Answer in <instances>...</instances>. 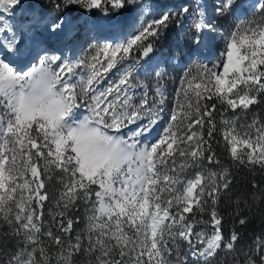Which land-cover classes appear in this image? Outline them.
<instances>
[{"label":"snow or ice","instance_id":"1","mask_svg":"<svg viewBox=\"0 0 264 264\" xmlns=\"http://www.w3.org/2000/svg\"><path fill=\"white\" fill-rule=\"evenodd\" d=\"M4 14L0 264H264V219L241 248L223 211L264 218V182L234 183L264 175V0H0ZM219 17L238 22L223 34ZM176 30L189 67L168 101Z\"/></svg>","mask_w":264,"mask_h":264},{"label":"rangeland","instance_id":"2","mask_svg":"<svg viewBox=\"0 0 264 264\" xmlns=\"http://www.w3.org/2000/svg\"><path fill=\"white\" fill-rule=\"evenodd\" d=\"M30 1H32V0H28L29 3H30ZM165 2H167L169 4H176V5L181 3L180 0H165ZM25 14H18L17 19H19L20 15H25ZM68 15L73 17V18L75 17V23L76 24H79V25L85 24V20H84V17L82 15L79 16L78 18H77V15L75 13H69ZM0 18L6 19V18H8V15L6 17L3 16ZM98 22H99V19H98ZM237 22L238 21L235 18L219 17V19L217 20V23L216 22L215 23L217 24L218 27H220L221 32L223 34H226L228 32V30ZM91 26H92L91 24H88L89 28ZM84 35H85V37H87V31L84 32ZM83 43L84 42L81 41V45H83ZM164 48H167L169 50L171 49L172 52H171L170 56L174 55L176 57L175 61L167 64V66H168V67L166 66L167 68L165 66L163 67L166 75L161 80V84L163 86V89H164L167 97H168V101H171L174 93L179 88V83L183 77L184 72L187 71V68L189 67L187 57L185 55V53L187 51V45H186L185 40H184V34L180 33L178 30H176V34L174 35V37L171 41L170 48L162 46L161 52H163ZM86 51H87V49H85V52ZM163 54H164V52L162 53V55ZM204 62L208 63V61H204ZM151 85H152V87L149 90L150 95L153 94L155 91V86H156L155 78L151 81Z\"/></svg>","mask_w":264,"mask_h":264},{"label":"trees","instance_id":"3","mask_svg":"<svg viewBox=\"0 0 264 264\" xmlns=\"http://www.w3.org/2000/svg\"><path fill=\"white\" fill-rule=\"evenodd\" d=\"M40 3V0H37ZM175 31L171 33L170 36H168L167 40L165 41L164 45L168 46L169 41L171 40V37L174 36ZM217 150L222 152V146H217ZM264 182V175H262L259 171L256 172H249L247 170H236V177L234 180V183L236 184V187L239 192H243L247 195V193L251 190L250 184L251 182ZM223 211L225 214V229L227 231H230L232 229L237 230L240 233V240L239 245L241 248H245L247 245H249L253 239V235L255 233H258L261 230L262 226V216L258 209H253L252 220L251 223L246 228H241L235 221L236 218L232 214L233 208L232 205L226 204L223 206ZM222 261L227 260L230 264L231 257H221Z\"/></svg>","mask_w":264,"mask_h":264}]
</instances>
